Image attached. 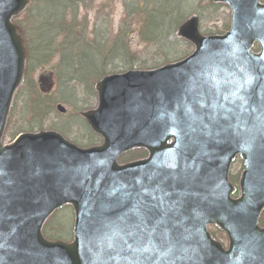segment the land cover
Returning <instances> with one entry per match:
<instances>
[{
  "label": "water",
  "instance_id": "1",
  "mask_svg": "<svg viewBox=\"0 0 264 264\" xmlns=\"http://www.w3.org/2000/svg\"><path fill=\"white\" fill-rule=\"evenodd\" d=\"M210 1L229 7V31L203 36L191 16L175 34L194 48L186 59L104 77L82 114L102 144L81 149L45 131L3 144L27 60L13 20L31 1L0 0V264H264V3ZM132 149L147 158L119 164ZM64 205L73 240L48 241Z\"/></svg>",
  "mask_w": 264,
  "mask_h": 264
},
{
  "label": "trees",
  "instance_id": "2",
  "mask_svg": "<svg viewBox=\"0 0 264 264\" xmlns=\"http://www.w3.org/2000/svg\"><path fill=\"white\" fill-rule=\"evenodd\" d=\"M34 1L36 2V8H33V2L32 7L20 22L25 31L29 62L25 81L17 95L10 118V125H12L14 120L16 124L12 127L13 130L9 131L10 137H14L17 133L23 131L42 129L45 126V120L56 114L54 111L55 107L52 106L51 101L40 95L37 84L30 77V74L36 69L46 65L50 66L54 56L57 57L54 70L58 89H64L67 86L69 87V84L74 83L75 87H86L85 91L87 94L93 95L92 85L90 83L85 84L83 81L90 75L86 78L80 76L81 73H86L88 68L89 73L94 76L121 72L132 68L149 69L163 63L179 60L188 53V46L179 40L175 39L177 43L169 42V48L173 49V51L176 48H180L177 51L178 53H171V50L167 49V43L168 37L173 34L181 21L191 14V10L195 12V8L187 4V1L190 2V0H182L181 2L179 0H130V4H125L124 20L122 19L119 31L116 34L117 37L110 41H106L103 36L97 39V33H94L95 38L87 36L86 19L85 17L78 18L77 8H79V1L61 0L60 3L55 0ZM40 2L41 10L37 8ZM58 6L61 7L60 15L55 12L52 13V9ZM201 8L206 12V17L204 16V11H199L200 18H207L208 20L212 19L217 10V7L212 4H206L205 7ZM36 10L46 15L45 18L47 20L38 18V23H35L33 18L37 14ZM47 10H50V12H47ZM181 10L182 13L179 16L178 11ZM66 17L69 18V21H66ZM132 17L133 19H131ZM132 24L140 28L139 36L142 42L147 45V49L151 51L157 49L160 52L158 55L153 54L149 57H143L129 51L128 37ZM124 28H128L129 31L124 33ZM204 33H221V30ZM58 35H62V39L60 43L56 44V39L54 40V38ZM106 67L108 68L106 69ZM22 92L26 100L22 104L21 112L17 114L15 111L18 109L17 105ZM82 109L84 108L82 107ZM78 120L75 116L71 122L74 123ZM62 133L69 137L73 136L72 140L81 146L87 145L86 142L88 144L93 143V135L92 138H89L85 134H78L77 137L72 132L62 131ZM135 153V158L144 156L143 151ZM122 160H124V157ZM54 220L55 216L48 221L44 233L49 239L62 238L59 233L53 232V228L48 229L50 223Z\"/></svg>",
  "mask_w": 264,
  "mask_h": 264
},
{
  "label": "rangeland",
  "instance_id": "3",
  "mask_svg": "<svg viewBox=\"0 0 264 264\" xmlns=\"http://www.w3.org/2000/svg\"><path fill=\"white\" fill-rule=\"evenodd\" d=\"M56 2L60 3L61 0H55ZM180 2L182 0H179ZM91 3L89 2H81L80 1V8H79V17L80 18H84L86 17L87 22H88V37H92L90 35L91 32H93L94 30L97 33V39H100V36L105 37V40L110 41L112 38H116L117 35V31L119 29V26L122 23V19L124 20V12H125V4H130V0H93V3L90 7L89 10H86L83 7V5H85L86 7H88ZM187 4H190V6L192 8H195V13L198 14L199 11H204L202 10L201 7H205V5L207 4V0H190L187 1ZM36 5V4H35ZM34 5V9L36 8ZM182 5V4H181ZM184 6H188L186 4H183ZM39 8V7H37ZM56 11L57 14H59L61 12V7L58 6L56 7ZM179 12V16L182 13L181 11ZM194 11L191 10V13H193ZM46 15L41 14L40 12L37 11L36 16L33 18V20L35 21V23H38V18L40 20L44 19L47 20V18H45ZM204 16L206 17V12L204 11ZM133 19V17L131 18ZM50 21V20H49ZM66 21H69V18L66 17ZM229 21V11L227 8H223L220 10H217L216 13L212 16L211 20H208L207 18H203L202 22H201V28H203V30L205 32H215L217 30H222L223 28H225V26L227 25ZM222 28V29H221ZM139 30L140 28L135 25L132 24L131 25V29H130V34L128 37V47L130 48V52L131 53H137L140 56L143 57H149L150 55H158L160 52L156 49L154 51L148 50L147 46H145V44L142 42V40L140 39L139 36ZM129 31L128 28H124L123 32L127 33ZM174 36V34H172ZM172 35L168 37V43H167V49L169 48V42L172 41V43H177L176 40L174 38H172ZM178 49L180 48H176L174 51L173 49L171 50L172 52H176L178 53ZM166 51V50H164ZM96 66H98V64H96ZM42 70L35 72L33 74L34 79L39 80V78H42V85L43 87H47L46 91H50L49 89H55V86L57 84L55 77L53 75H48L51 74L52 72H47L46 71V66H42L40 67ZM108 67H106L107 69ZM80 76L82 78H86L87 74L85 73H81ZM76 90V87H75ZM86 87L84 88H80L79 90L77 89V91H75V96L77 98H79V104H76L75 107H71L70 103L66 102H57L56 104L60 103L66 110H70L73 114L74 111H80L79 109L81 107H84L88 104V106L92 105L94 106L95 104V100L92 98V96H89V98L86 99V103H83V100H85L86 98ZM66 100L68 98H70L71 100H74V97H68V95H66ZM21 97H23V94L20 96V100L18 102V109H16L15 112L20 113L21 112V108H22V104L25 100V98L21 99ZM55 104V106H56ZM15 114V113H14ZM69 114V113H68ZM29 118V117H28ZM29 120V119H28ZM55 122H57L55 120ZM49 123H51V120L49 121ZM16 125L15 124V120L13 121L12 125L7 127L6 130V136L4 141L8 142L10 141L12 138L8 137L9 131H11L12 127ZM72 132H76L78 130L74 129L73 127H70ZM13 130V129H12ZM131 154L128 155V157ZM239 167V163H236L233 169L232 174L237 173L238 168ZM71 221H72V215L69 211H67L65 214H63L59 220L58 223L62 226V230H61V236H65V237H69L71 235ZM53 225V224H51ZM55 226V224L53 225ZM52 227V226H51ZM50 227V228H51ZM217 239H219L225 246H226V238L225 236H220L218 234H216Z\"/></svg>",
  "mask_w": 264,
  "mask_h": 264
}]
</instances>
